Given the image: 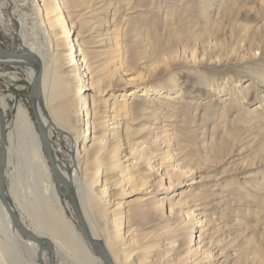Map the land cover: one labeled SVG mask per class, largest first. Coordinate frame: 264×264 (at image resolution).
<instances>
[{
    "label": "rangeland",
    "instance_id": "374dc122",
    "mask_svg": "<svg viewBox=\"0 0 264 264\" xmlns=\"http://www.w3.org/2000/svg\"><path fill=\"white\" fill-rule=\"evenodd\" d=\"M74 5L64 9V30L43 20L39 0L19 6L15 17L13 7H5V23L0 24V45L20 49L16 19L24 15L25 41L35 44L46 74L49 71L43 83L46 108L57 103L55 44L65 48L69 36L85 59L81 68L94 71L88 82L100 91L90 94L88 106L98 117L119 114V123L126 125L127 141L109 140L117 123L104 127L101 136L91 115L72 130L63 128L66 132L50 126V139L66 163L73 164L77 155H83V163L96 157L102 170L127 143L153 157L151 162L140 160L127 177L131 175L136 185L144 178L166 190L145 200L139 199L142 191L123 198L134 210L127 211L133 227L129 238L142 246L134 255L143 258V264H192L200 257L198 228L193 225L186 237L178 232L179 226L194 222L196 203L210 223L204 242L224 252L217 264H264V0H75ZM27 70L0 64V97L6 101L0 106L9 127L7 186L20 200L32 201L36 188L23 164L25 150L10 137L21 104L39 146ZM69 85L73 94L78 84ZM94 139L100 142L98 154H92L93 146L88 148ZM158 158L163 162L159 170ZM155 200H166L160 214L154 211ZM60 203L65 217L81 232L72 208ZM171 205L176 215L170 213ZM18 212L28 227H35L28 212ZM37 230L44 235L43 227ZM103 234L99 228L100 237ZM56 260L88 264L59 244Z\"/></svg>",
    "mask_w": 264,
    "mask_h": 264
},
{
    "label": "bare ground",
    "instance_id": "6f19581e",
    "mask_svg": "<svg viewBox=\"0 0 264 264\" xmlns=\"http://www.w3.org/2000/svg\"><path fill=\"white\" fill-rule=\"evenodd\" d=\"M28 1L29 0H0V24L5 23L3 11L5 7H13L11 13L14 16L16 11L19 10V6L26 4ZM74 2L75 0H39V14L43 17V20H47L50 27L54 25L55 27L61 26V30L67 29L63 12L66 8L75 7ZM16 22L19 27L18 37L23 41V47L18 50L20 52L29 51L35 53L40 57L43 64L42 100L39 106V113L42 123L48 130V134L50 126H52L53 129L59 133L65 131L64 129L72 130L77 125L80 126L81 123L86 121L87 117L91 115L97 121L99 134L101 136H105L106 131H103L104 127L108 128L109 124L115 125L117 123L112 128V132L108 133L110 138L109 140L113 141L118 137L122 138L123 141H127L129 138L128 135L130 134L126 131V125H124V123H119L121 119V117L119 119V114H106L105 117L103 114H101L98 117L97 113L94 112L90 106H88L90 102V94L93 93L97 95L100 93V91L97 93L95 85L92 82H88V79L92 78L94 71L89 67L85 69L81 68V64L85 63V59H82L81 54H79L74 48L75 45H73L72 42L75 39H70L69 36L66 40L67 44L65 48L61 49L57 43L55 44L56 46L54 45L55 52H53L54 58L52 68L55 74L54 79L58 80L56 81L58 87L56 97L57 103L51 105L50 102V104H47L50 107L47 108L44 106L43 83L47 74L49 76V71L47 69L46 74L43 57L38 52L39 50L37 51L35 44L31 43L29 46L26 43L27 41H25L27 39L25 35L26 33L23 29L26 24L24 15H20V17L16 19ZM65 33H67V31ZM0 61L3 60L0 59ZM7 62L13 63L12 61ZM15 63H19L18 65L26 70L28 69L27 71L31 82L34 76V70L30 66L22 65V61H17ZM90 74L91 76H89ZM71 82L78 84L77 90L73 94L72 90L70 89L71 85H69ZM0 105L2 107L6 106L5 97L3 96L0 97ZM112 108V113H117V106L115 104H113ZM55 122L59 126H57ZM14 126L15 128L10 133V137L13 142L18 141L22 143L21 147L25 150L23 164L26 166L27 172L29 171L27 175L34 177V187L36 188V193L35 200L32 201L20 200L15 191H12V195L14 201L18 203L20 209L29 213L35 226L32 227V229L38 233L39 231L37 230V227H43L45 229L44 233L50 234L61 248L67 250L70 253L79 255L88 264H104L103 259L94 253L91 245L87 241L82 231L80 230L81 232H78L74 223L65 217L63 210L64 208L61 205L58 196L56 195L57 191L60 199H62L64 202V206L68 209H70V207L72 208L70 201H68L65 197V186L61 184V188H58V184L55 182L53 172H50L51 165L48 159L46 160L47 157L45 158L43 156L44 149L40 136V140H38V146L36 144L38 142L36 141L33 133L29 113L21 104L17 106L15 112ZM50 141L55 158L58 162L59 170L66 179L72 182L82 216L86 222L91 236L103 246L110 256L113 264H143L144 259L139 257L136 258L134 255L137 248L142 246L137 245L135 241L130 242L129 238V233L133 230V227L131 224H129V221H127L126 218L127 211L130 210L132 212L133 209H130L129 202L123 200V198L125 195L142 191L143 195L139 199L145 200V196L159 192L162 185L156 187L151 183L150 180H146L144 178H142V185H136L131 183V175L127 177V171H130L133 167L142 164L140 160L144 159L143 162L147 160L151 162L153 157H146L145 155L148 154L147 152L145 154L144 152L141 153L142 147L136 148L133 146L131 148L132 144L128 146L129 143H127V148H119L116 155L112 151V154H114L113 156L115 158L106 166L105 169L101 170V168L98 166L100 164L96 157H92L83 163V160L81 159L83 155L79 157L77 155L74 163L69 165L64 160L60 150L55 147L51 139ZM92 146L94 148L92 154H98L100 142L94 139L88 148H92ZM157 161L158 164L156 166H158L159 170L160 167H162L163 162L160 158H158ZM4 165V179L6 182V158ZM109 169H114V171L109 173ZM18 179H20V177ZM100 184H102L101 189L95 188L96 185ZM6 187L7 194L9 196L10 194L7 183ZM28 189H31V185ZM164 190L166 189H163L162 191ZM59 191L63 193V196L59 193ZM11 204L13 205L15 211H17L13 202H11ZM152 205H154V211L157 214H160L163 212L166 206V200H155ZM194 206L196 207L195 209L199 211V213H197L194 218V222L189 226H179L178 232L180 236L186 237L193 225V228H198L200 232L199 236L195 235V240L198 237L200 239V241H197V243L201 245L200 259L197 258L194 260V262H192V264L195 263V261L197 264H217L223 258L224 252H219V249L214 251V249L217 247V244L212 242H209L211 243V246L207 247L208 244H206L204 241L209 238L210 223H208V218H206V216L203 214L204 211L202 212L201 208H198L199 204L196 203ZM127 207H129V209H127ZM169 210L170 213H174V215H176L173 205L170 206ZM72 212L74 214L73 209ZM24 224L26 225L25 222ZM99 228H102L104 232V238L100 237ZM32 229L30 230L35 235H37ZM193 236L194 232L192 237ZM130 246L137 247L131 248ZM37 249V245L34 242L23 238L20 232L13 226L9 213L0 201V264H38ZM156 250L157 248L155 247L154 251ZM24 254L27 255L28 260L24 259ZM146 258L147 256H145V259Z\"/></svg>",
    "mask_w": 264,
    "mask_h": 264
},
{
    "label": "water",
    "instance_id": "95a60500",
    "mask_svg": "<svg viewBox=\"0 0 264 264\" xmlns=\"http://www.w3.org/2000/svg\"><path fill=\"white\" fill-rule=\"evenodd\" d=\"M0 64L5 65H18L17 61H22V65L30 66L34 70V76L30 82V106L35 117L36 126L39 131V136L42 142V146L46 157L51 165V169L54 175L55 182L58 184V188L63 184L66 189V195L68 201H70L74 215L80 230L86 237L87 241L92 247L95 254L99 255L104 264H113L110 256L103 248V246L95 240L86 225V222L82 216L80 206L77 201V196L72 182L64 177L58 167V162L55 158L48 130L42 123V119L39 113V106L42 100V71L43 64L38 55L33 52H20L17 50H8L0 45ZM12 61L13 63L7 62ZM8 125L6 124L5 114L0 108V201L9 213L13 226L20 232L21 236L26 240H30L37 245V262L38 264H58L56 260V249L54 244L46 238H41L35 235L23 222L18 212L15 211L13 205L10 202L7 194L6 182L4 179L5 171V158H6V142L8 136ZM70 173V172H69ZM61 188V187H60ZM63 196V193L59 191ZM47 259V260H46Z\"/></svg>",
    "mask_w": 264,
    "mask_h": 264
},
{
    "label": "crops",
    "instance_id": "0c3cea01",
    "mask_svg": "<svg viewBox=\"0 0 264 264\" xmlns=\"http://www.w3.org/2000/svg\"><path fill=\"white\" fill-rule=\"evenodd\" d=\"M50 169V168H49ZM50 172H52L51 171V169H50ZM52 179H53V175H52ZM53 182H54V179H53ZM54 185H55V183H54ZM55 190H56V187H55ZM8 191H9V196H10V200H11V202H14L16 205H14L15 206V208H16V210L18 211H20L21 209H20V207L18 206V203L16 202V201H14V198H13V195H12V190H10L9 189V187H8ZM56 195L58 196V198L60 199V197H59V195H58V193H57V191H56ZM12 198H13V201H12ZM61 201H62V199H60ZM30 227V226H29ZM30 229H32L31 227H30ZM33 231H34V229H32ZM37 235H39V236H41V237H43V238H46V239H49L50 241H52V243L54 244V246H55V248L58 246V243L51 237V235L50 234H48V233H44V235L42 234V233H40V232H36V231H34ZM46 235H49L48 237H46ZM24 259L25 260H28V257H27V255H25L24 254Z\"/></svg>",
    "mask_w": 264,
    "mask_h": 264
}]
</instances>
